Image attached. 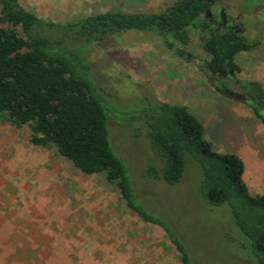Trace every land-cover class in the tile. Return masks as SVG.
Segmentation results:
<instances>
[{"label":"rangeland","instance_id":"rangeland-1","mask_svg":"<svg viewBox=\"0 0 264 264\" xmlns=\"http://www.w3.org/2000/svg\"><path fill=\"white\" fill-rule=\"evenodd\" d=\"M174 1L18 0L59 27L44 38H63L59 49L89 63L108 115L110 144L128 168L137 201L170 225L195 264H254L227 206L204 202L201 168L192 158L177 185L143 176L147 166L163 161L131 117L167 103L195 115L216 151L240 157L248 193L264 196V126L245 101L211 85L200 68L202 35L192 32L187 46L176 44L192 54L190 62L154 32L129 30L88 43L63 28L110 10L160 13ZM219 7L214 15L224 8L241 36L259 41L236 56L235 77L264 89V0H221ZM30 137L28 126L0 123V264H181L163 230L127 209L102 174H83L55 148L35 146Z\"/></svg>","mask_w":264,"mask_h":264},{"label":"trees","instance_id":"trees-1","mask_svg":"<svg viewBox=\"0 0 264 264\" xmlns=\"http://www.w3.org/2000/svg\"><path fill=\"white\" fill-rule=\"evenodd\" d=\"M221 0H176L160 13H95L65 32L88 43L135 30L154 32L186 61L192 32L202 35L203 62L213 75L226 72L227 64L239 70L236 56L259 44L230 30L215 32L206 12H218ZM58 26L38 18L18 0H0V123L28 126L30 142L56 151L85 175L102 174L131 212L144 223L160 227L178 254L181 264H195L186 247L161 217L147 211L134 194L128 168L113 150L108 134V115L90 65L79 56L62 51L63 38L43 37ZM69 38V37H67ZM245 103L264 126V89L256 81L243 82ZM222 91V89L218 88ZM146 131L152 153L161 166L149 165L143 176L177 185L188 157L201 168L200 191L211 207L227 206L231 221L245 239L254 264H264V196H251L242 176L243 161L235 154L215 150L205 138L203 123L187 108L156 103L131 117Z\"/></svg>","mask_w":264,"mask_h":264},{"label":"flooded vegetation","instance_id":"flooded-vegetation-1","mask_svg":"<svg viewBox=\"0 0 264 264\" xmlns=\"http://www.w3.org/2000/svg\"><path fill=\"white\" fill-rule=\"evenodd\" d=\"M221 10L224 11V8H221L219 10V15L216 16L213 13L210 12L209 15L206 14V17L208 19V22L211 25L215 26V32H220V31H226L230 30L231 32L235 34L240 35V28L238 27L237 23L231 22L228 17L226 16L225 12L224 15H221ZM227 68L226 72H218L215 75L211 73V71L206 68V64L203 63L202 66L200 67L201 70L205 73L207 76L209 82L211 85L220 93L218 88L222 89L221 94H223V91L228 89L234 93H239L244 95L246 100V93L243 88V82L238 81V79L235 77V71L230 69V64H227L225 66Z\"/></svg>","mask_w":264,"mask_h":264},{"label":"water","instance_id":"water-1","mask_svg":"<svg viewBox=\"0 0 264 264\" xmlns=\"http://www.w3.org/2000/svg\"><path fill=\"white\" fill-rule=\"evenodd\" d=\"M206 14L209 15L210 11H207ZM221 15H224V11L223 10H221ZM223 95L227 96V97H229L231 99H234L236 101H244V99H245L244 95L239 94V93H234V92H232V91H230L228 89L223 91Z\"/></svg>","mask_w":264,"mask_h":264}]
</instances>
